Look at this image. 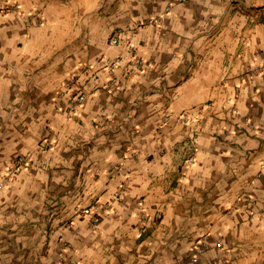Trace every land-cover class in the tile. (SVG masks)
Wrapping results in <instances>:
<instances>
[{
    "label": "crops",
    "instance_id": "0c3cea01",
    "mask_svg": "<svg viewBox=\"0 0 264 264\" xmlns=\"http://www.w3.org/2000/svg\"><path fill=\"white\" fill-rule=\"evenodd\" d=\"M237 2L0 0V173L28 156L0 264H192L200 239L195 264H264V20Z\"/></svg>",
    "mask_w": 264,
    "mask_h": 264
},
{
    "label": "built area",
    "instance_id": "2783aa9c",
    "mask_svg": "<svg viewBox=\"0 0 264 264\" xmlns=\"http://www.w3.org/2000/svg\"><path fill=\"white\" fill-rule=\"evenodd\" d=\"M110 41L111 44H118L121 41L126 42L127 52L131 56L127 69V74L129 76L137 74L143 67L144 61L141 58L136 57L134 53V47L130 42H128V36L126 35V33L120 32L116 36L111 37ZM259 68L260 66L258 67L254 64L249 65L246 70V73L243 75V78L246 77L247 74L251 76L259 75L261 72ZM74 84H75L74 79H68L65 83L61 85L62 86L61 88L65 89V91L63 92V90L62 91L58 90L54 98L55 107L62 108V105L60 103L61 96L66 94L68 102L66 106H64L63 108H65L66 112L70 115L75 114L79 109V107L82 105L83 101L85 100V93L82 90L74 91ZM42 145L43 147L47 146L48 145L47 141H43ZM192 160H193L192 157L188 158V162H191ZM27 163H28V156L27 155L20 156L14 162V167L12 169L9 168L6 172L0 173V212L3 207L2 198H1L3 190L7 187L8 183L10 182L11 178L16 174V172L19 169H21V167H24ZM118 194L119 192L115 193L116 196H118ZM85 212L88 213L89 209H86ZM100 220H101L100 215H93L92 216L93 226L96 227L99 224ZM206 246L207 244L203 239L197 241L196 246H194V248L192 249L193 253L189 258L190 263L195 264L197 262L198 255L205 250Z\"/></svg>",
    "mask_w": 264,
    "mask_h": 264
},
{
    "label": "rangeland",
    "instance_id": "374dc122",
    "mask_svg": "<svg viewBox=\"0 0 264 264\" xmlns=\"http://www.w3.org/2000/svg\"><path fill=\"white\" fill-rule=\"evenodd\" d=\"M239 5H244L248 10H250L251 14L258 15L255 19L264 20V0H238Z\"/></svg>",
    "mask_w": 264,
    "mask_h": 264
}]
</instances>
